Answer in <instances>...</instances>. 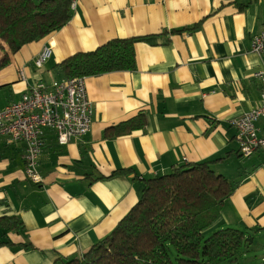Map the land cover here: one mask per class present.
<instances>
[{"label": "crops", "instance_id": "obj_1", "mask_svg": "<svg viewBox=\"0 0 264 264\" xmlns=\"http://www.w3.org/2000/svg\"><path fill=\"white\" fill-rule=\"evenodd\" d=\"M249 2L76 0L66 27L9 54L10 65L0 71V109L19 101L47 72L54 78L55 66L68 57L113 39H136L137 69L86 79L91 131L61 145L54 130H45L41 184L26 176V144L0 138V218L23 224L20 232L0 230V242H10L0 245V264L77 257L115 229L147 180L216 160L214 169L233 182L235 192L211 231L246 232L255 251L245 257L249 264H264V254H256L264 241V150L243 158L232 124L260 104L264 91L254 77L264 69V54L252 51L253 38L264 30V0L243 10L237 6ZM184 29L191 31L172 33ZM50 43L54 54L38 71L34 61ZM140 112L147 114L144 129L106 137L107 129ZM257 127L264 134V120ZM120 170L130 173L112 176Z\"/></svg>", "mask_w": 264, "mask_h": 264}, {"label": "trees", "instance_id": "obj_2", "mask_svg": "<svg viewBox=\"0 0 264 264\" xmlns=\"http://www.w3.org/2000/svg\"><path fill=\"white\" fill-rule=\"evenodd\" d=\"M75 1L0 0V71L10 65L9 54L16 55L25 46L66 27L73 18ZM254 1L237 6L243 10ZM198 27L199 24L191 30ZM135 44L134 38H119L93 51L76 53L55 66L57 75L62 72L61 80L56 81L134 72ZM146 117L145 112H140L107 129L105 135L109 138L131 135L144 129ZM216 162L189 163L147 180L139 201L108 236L81 255L60 256L53 264H249L250 257L245 255L255 250L246 232L225 227L205 236L235 192L233 182L216 173ZM120 173L130 171L120 170L112 176ZM22 227L15 217L0 218V230L4 233L20 232Z\"/></svg>", "mask_w": 264, "mask_h": 264}, {"label": "built area", "instance_id": "obj_3", "mask_svg": "<svg viewBox=\"0 0 264 264\" xmlns=\"http://www.w3.org/2000/svg\"><path fill=\"white\" fill-rule=\"evenodd\" d=\"M75 7L76 1L72 4V8ZM53 47L52 43L45 45L37 56L34 65L38 70L52 58ZM252 51L264 54V30L253 38ZM19 76L27 81L23 71ZM254 77L264 83V69L256 71ZM92 115L86 78L54 80L50 84L40 80L32 84L19 101L0 109V138L6 137L9 143L26 144V176L31 182L41 184L38 161L44 147L45 130H54L59 144L66 145L91 131ZM260 120H264V91L257 107L232 121L238 131L240 152L245 157L258 149L264 150V134L260 135L257 127Z\"/></svg>", "mask_w": 264, "mask_h": 264}, {"label": "rangeland", "instance_id": "obj_4", "mask_svg": "<svg viewBox=\"0 0 264 264\" xmlns=\"http://www.w3.org/2000/svg\"><path fill=\"white\" fill-rule=\"evenodd\" d=\"M35 1H40V0H35ZM60 73H58V75H57V73L55 72V75H53V77L54 78H52L51 79V76H50V73L49 72H47L46 73V75L44 76V81H46L47 83H52L54 80H61L60 78H61V76H62V72L61 71H59ZM10 92V91H9ZM253 109V108H252ZM251 110V109H250ZM92 118H93V115H92ZM236 119V118H235ZM234 126V125H233ZM235 127V126H234ZM91 128H92V126H91ZM236 128V127H235ZM259 150H261V149H258L257 151H259ZM240 154H241V152H240ZM254 154H252V155H250V156H243L242 154H241V156L243 157V158H250L251 156H253ZM216 171V173H218V174H220V172H218L217 170H215ZM221 175H225V174H222L221 173ZM225 177H226V175H225ZM213 232L212 231H210V232H208V233H205V236L206 237H208V236H210L211 234H212ZM256 254H258V256L260 257L262 254H264V241H263V244H262V246L260 247V248H258L257 250H256ZM174 256V255H173Z\"/></svg>", "mask_w": 264, "mask_h": 264}, {"label": "water", "instance_id": "obj_5", "mask_svg": "<svg viewBox=\"0 0 264 264\" xmlns=\"http://www.w3.org/2000/svg\"><path fill=\"white\" fill-rule=\"evenodd\" d=\"M248 234H249V235H252L251 232H248ZM252 242H253V238H252V236H251L250 243H252Z\"/></svg>", "mask_w": 264, "mask_h": 264}]
</instances>
